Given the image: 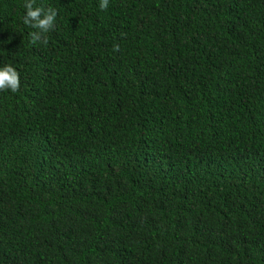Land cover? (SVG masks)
I'll use <instances>...</instances> for the list:
<instances>
[{"label":"trees","instance_id":"obj_1","mask_svg":"<svg viewBox=\"0 0 264 264\" xmlns=\"http://www.w3.org/2000/svg\"><path fill=\"white\" fill-rule=\"evenodd\" d=\"M26 2L0 0V264H264V0H34L46 45Z\"/></svg>","mask_w":264,"mask_h":264},{"label":"clouds","instance_id":"obj_2","mask_svg":"<svg viewBox=\"0 0 264 264\" xmlns=\"http://www.w3.org/2000/svg\"><path fill=\"white\" fill-rule=\"evenodd\" d=\"M109 0H100L99 8L104 11L107 10ZM26 13L23 17L24 25L33 29H39L30 34L31 43L36 44L42 42L47 44V37L44 35L49 31L54 30L55 21L58 12L53 7L34 6V0H27L24 4ZM114 51H119V46L114 47ZM20 89V73L11 64H5L0 67V92L11 91L18 92Z\"/></svg>","mask_w":264,"mask_h":264}]
</instances>
